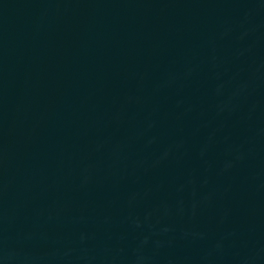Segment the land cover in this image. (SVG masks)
Returning a JSON list of instances; mask_svg holds the SVG:
<instances>
[{"label": "water", "instance_id": "1", "mask_svg": "<svg viewBox=\"0 0 264 264\" xmlns=\"http://www.w3.org/2000/svg\"><path fill=\"white\" fill-rule=\"evenodd\" d=\"M0 264H264V0H0Z\"/></svg>", "mask_w": 264, "mask_h": 264}]
</instances>
